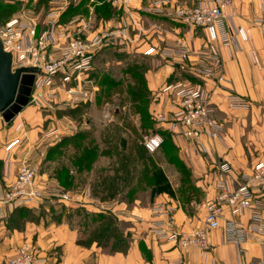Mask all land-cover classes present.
Wrapping results in <instances>:
<instances>
[{
	"label": "crops",
	"instance_id": "crops-1",
	"mask_svg": "<svg viewBox=\"0 0 264 264\" xmlns=\"http://www.w3.org/2000/svg\"><path fill=\"white\" fill-rule=\"evenodd\" d=\"M104 1L108 2V0ZM154 1L152 0L150 4ZM80 2L81 0H76L74 5H79ZM186 2L191 4L193 0H186ZM135 3L138 7H144L146 4L144 0H136ZM86 4H90L88 0ZM136 6L134 8L138 12L134 11L133 15L140 23L141 19L137 14L142 12V8ZM232 10L236 12V16L232 18L234 28L244 29L249 40L243 41L240 36H237L235 47V44L230 43L232 32L228 28L229 20L222 22L218 50L224 64L226 81L221 86H216L213 82L194 76L193 71L197 66L195 56H190L189 64H186L187 73L191 76L189 80L205 85L206 89L212 92V101L216 104L214 115L223 129L221 139L214 143L204 140L205 149L199 151L191 140L168 134L163 135L164 139L170 140L174 147L178 148V154L185 164L184 167L190 171L193 180L186 184L183 178L186 180L187 177L179 171L180 167L177 164H171L167 160L157 163L171 183L174 194L163 193L149 206H142L138 202L130 207L124 202L118 206L121 218L126 219L129 215L134 219L131 220L132 224L125 228L126 235L131 236L128 246L111 251L96 241L80 245L78 241L82 238L77 226L70 225L67 221L43 220L38 223L31 219L25 220L24 215L18 213L15 205L3 203L4 191L13 182L17 173L18 149L21 151L27 145H35L42 136L34 134L35 130L25 131V134L15 130V125L19 122H22L25 128V121L20 116L22 112L17 115L13 123L6 124L8 128L0 131L2 166L0 173V262L12 256L22 244L30 243L36 251L35 264H176L179 260H183V264H211L213 261L215 264H236L240 261L264 263V245L258 242L253 235L245 231L246 237L239 245L228 241V233L225 230L226 223L230 220L228 212L221 221V227L207 234L210 247L204 253L198 247L186 250L177 245L175 241L156 237L150 232L148 224L157 218L154 215L156 206L163 203L172 208L177 229L182 234H192L196 230L204 229L205 213L196 205L214 199L222 186L229 190L238 187L240 182L253 172L264 154V31L259 25L264 19V0H232ZM156 12L151 11L155 22L153 21V27L149 33L143 32L142 29L141 31L134 30L129 17L124 14L117 19H106L103 24H100L98 31L108 30L112 33L119 28L120 30L124 28V37L127 40L118 36L115 41L117 44L112 46H116L122 52H136L140 56L157 59L158 66H152L146 73V86L150 92L148 113L153 123V128H150L149 132L160 133V131H170V124L169 122L159 123L155 117L163 112L169 119L174 110L173 106L169 105L168 95L163 90L177 81V72L180 70L172 46L175 47L178 41H184L185 44L201 48L206 44V35L200 28H190L185 24L160 16ZM230 12L229 9L228 14ZM79 14L81 12L74 15ZM160 25L164 28L163 30H160ZM104 51L106 50H102L97 55L100 56ZM230 95L242 98L246 104L232 107ZM95 100L94 98L90 102L81 104L74 109L73 115L69 112L65 114L64 111L58 113L70 116L77 121L87 117L89 129L91 120L85 110L88 111L90 106L95 104ZM122 103L123 101L120 100L119 110L114 115L116 118L125 114ZM28 106L36 108L33 104ZM110 119L113 120L111 116ZM88 129L81 133H89ZM41 130L40 128L38 133L43 132ZM25 135L28 136L30 144L25 142L27 140L23 141ZM15 139H18L20 144L9 150L7 145ZM162 151L163 148L151 156ZM172 165L179 173L169 168ZM221 167H223L222 171ZM125 209H128L127 212L123 211ZM252 215L253 211L247 210L237 217V221L246 228L252 222Z\"/></svg>",
	"mask_w": 264,
	"mask_h": 264
},
{
	"label": "built area",
	"instance_id": "built-area-1",
	"mask_svg": "<svg viewBox=\"0 0 264 264\" xmlns=\"http://www.w3.org/2000/svg\"><path fill=\"white\" fill-rule=\"evenodd\" d=\"M75 1L49 0L50 11L44 18H39L35 8H26L14 14L5 23H0V39L5 51L12 55L13 71L21 68L37 70L29 104H33L42 112H47L51 121L48 130L42 132L40 141L35 145H27L21 151L18 149L19 153L17 152L16 156L18 169L13 182L4 191L2 202L5 204L15 206L31 203L50 204L72 208L94 204L90 192L66 191L58 180L42 172L43 162L51 147L60 143L65 137L87 130L89 126L87 121L60 116L58 112L74 110L95 98L96 87L90 72L93 60L106 47L117 44L115 41L118 36H125L124 28L112 33L108 30L98 31L100 24L105 20H98L92 12L90 16L73 15L62 22L67 9ZM133 1L108 0V3L121 14L127 15L130 24L139 25L133 15L135 10ZM10 2L14 3V1ZM229 9L231 12L228 14ZM151 11H157L160 16L190 28L203 30L206 35L205 46L196 48L194 45L178 41L172 49L175 51L177 62L180 65L183 62L182 68L186 72L188 70L186 64H189L190 56H195L197 66L193 75L221 86L226 81L224 64L218 50L222 22L229 20L231 25L229 24L228 28L232 32L230 43L235 44V47L237 36L243 41L249 40L244 29L234 28L232 18L236 16V12L232 10V0H193L191 4L186 0L174 2L155 0L151 3ZM115 18L117 19L118 16L113 17ZM259 25L264 31V19ZM256 61L258 62L257 59ZM163 91L168 95L167 100L174 110L169 119L163 112L155 119L159 123L169 122L168 132L173 136L191 140L199 151L205 149L204 140L214 143L221 139L222 125L214 115L216 104L212 101V92H209L205 85L185 79L168 85ZM229 98L232 107L246 104L242 98L233 95ZM52 112L54 114L50 115L49 113ZM14 121L15 119L11 123ZM15 126L17 132L25 134L22 122ZM23 141L30 144L26 135ZM163 142L161 133L148 132L143 136L142 144L147 153L153 155L161 149ZM18 144L20 141L15 139L7 145V148L10 150ZM220 170L222 171L223 167ZM196 206L204 210V229L196 230L192 234H182L177 229L172 208L162 203L155 208L154 215L158 219L148 222L150 232L158 238L175 241L183 249L198 247L204 253L210 247L207 234L221 227V221L228 212L230 220L225 226L228 241L239 245L246 237V231L264 245V154L253 172L246 176L238 187L229 190L222 186L214 199L206 200ZM102 208L107 210L109 206ZM247 210L253 211L252 222L244 228L237 221V217ZM35 262V248L30 243H24L0 264H35ZM176 264H183V260H179ZM236 264L264 263L240 261Z\"/></svg>",
	"mask_w": 264,
	"mask_h": 264
},
{
	"label": "rangeland",
	"instance_id": "rangeland-1",
	"mask_svg": "<svg viewBox=\"0 0 264 264\" xmlns=\"http://www.w3.org/2000/svg\"><path fill=\"white\" fill-rule=\"evenodd\" d=\"M82 1L80 12L84 16H90L91 12L96 16L97 13H103L102 0H93L92 3L88 0L89 5L86 0ZM135 1L133 6H136ZM151 1L144 0V7L136 6L142 8V12L137 14L141 19L139 25H132L134 30L142 29L145 33L151 31L154 21L150 13ZM48 2L49 0H0V23H5L14 14L26 8H35L39 18H44L50 11ZM134 11L138 12L137 9ZM106 14L113 17L117 15L118 18L122 15L119 10L111 8H106ZM163 29L160 25V30ZM104 50L106 51L100 56H95L90 71L96 87L95 104H92L88 111L85 110L91 120L88 129L90 132L81 137L69 138L53 147L42 165V172L48 177L59 179L58 182L66 191L90 192L94 204L72 208L65 205L31 203L20 205L17 209L20 208L25 220L31 219L38 223L43 220L67 221L79 228L83 240H97L99 245L113 251L116 240H120L123 247L128 246L131 241V236L126 235L125 228L132 224L131 220L134 219L129 215L126 219L120 217L118 206L121 203H126L128 207L136 202L149 206L163 193L169 191L170 195L174 194L171 183H167L168 179L157 163L167 160L171 164H177L179 171L187 177V181L183 178L186 184L193 178L190 171L185 169L178 148H175L170 140L167 139L163 151L154 156L147 155L142 148L143 136L153 128L148 113L150 92L146 86V73L152 66H158L157 59L140 56L136 52H122L116 46L106 47ZM160 62L162 64V61ZM179 67L177 81L190 79L191 76L182 68L183 62ZM120 100L123 101L125 114L116 118L114 115L119 110ZM54 112L49 114L53 115ZM20 116L25 121L27 132L35 130L34 134L42 135V132L38 133L39 129L46 131L51 125L47 112L34 107H25ZM110 116L113 120H109ZM86 119L87 117L83 120ZM5 128H8V125L0 115V131ZM1 167L0 162V173ZM169 168L176 171L173 165ZM162 190L165 191L160 192ZM107 205L109 209L104 210L102 206ZM128 209L123 211L127 212ZM100 214L104 216L103 219L99 218ZM106 218H113L117 232L115 229L112 237L108 236L105 241L98 237L104 230L103 220Z\"/></svg>",
	"mask_w": 264,
	"mask_h": 264
},
{
	"label": "water",
	"instance_id": "water-1",
	"mask_svg": "<svg viewBox=\"0 0 264 264\" xmlns=\"http://www.w3.org/2000/svg\"><path fill=\"white\" fill-rule=\"evenodd\" d=\"M36 72L35 68L13 71L12 55L0 39V115L4 122L11 123L29 105Z\"/></svg>",
	"mask_w": 264,
	"mask_h": 264
},
{
	"label": "trees",
	"instance_id": "trees-1",
	"mask_svg": "<svg viewBox=\"0 0 264 264\" xmlns=\"http://www.w3.org/2000/svg\"><path fill=\"white\" fill-rule=\"evenodd\" d=\"M82 4H83V1L79 4V5H74L73 3H71V5L69 6V8L67 9V12H66V14L64 15V17H63V20H62V22H64V21H66V20H68L71 16H73L74 14H77V13H79L80 12V8H81V6H82ZM101 5L102 6H104V9H103V13L102 14H99V13H97L98 15H97V18H98V20H100V19H103V20H106V19H111V18H113V16L112 15H110V14H106V8H111V9H114L112 6H111V4L110 3H108V2H106V1H104V0H102V3H101ZM98 7L100 6V5H97ZM98 9V8H97ZM99 10V9H98ZM87 13V12H86ZM117 16V15H116ZM115 17V16H114ZM74 111L75 110H68V111H64L65 112V114L66 113H70V114H74ZM58 115H62L61 113H58ZM160 133H161V135L163 136V135H165V134H168V135H171L172 136V134L170 133V132H168V131H160ZM83 135H85L84 133H78V134H75V135H73V136H68V137H65L60 143H58V144H56L55 146H53V147H56V146H58V145H60L62 142H64L65 140H67V139H69V138H74V137H81V136H83ZM163 139H164V137H163ZM165 140L166 139H164V142H163V145H164V143H165ZM163 145H162V147H161V149L163 148ZM53 147H51L49 150L50 151H52L53 150ZM142 148H143V150L146 152V154L147 155H149V156H151L149 153H147V151H146V149L144 148V146H143V144H142ZM160 172V171H159ZM162 173V172H161ZM59 180V179H58ZM60 181V180H59ZM167 183H169L168 181H167ZM62 185V184H61ZM163 187V186H162ZM168 188V187H167ZM168 190V189H167ZM163 191H165V190H162V191H160V192H163ZM168 193H169V191H168ZM18 206H20V205H17L16 207H18ZM20 208H18V213H20L21 215H22V212H21V210H19ZM99 216V218H102L103 219V217L104 216H102L101 214L100 215H98ZM107 219H109V220H107ZM103 225H104V230L101 232V233H99V237H98V239H100V240H104L105 239V241L107 240V237L109 236V237H112L111 235L113 234V232H114V230L116 229V225H115V223H114V221H113V218H106V220H103ZM108 225V226H107ZM116 232H117V229H116ZM93 240H91V241H86V240H83V239H81V240H79L78 242H79V244L80 245H85V244H87V243H90V242H92ZM94 241H96V242H98L97 240H94ZM106 243V242H105ZM121 241L120 240H116L115 241V244H114V247H113V250H115V251H117V250H120V249H122V247L123 246H121ZM99 244V243H98Z\"/></svg>",
	"mask_w": 264,
	"mask_h": 264
}]
</instances>
